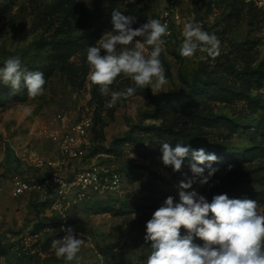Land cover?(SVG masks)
I'll return each instance as SVG.
<instances>
[{
	"label": "rangeland",
	"instance_id": "obj_1",
	"mask_svg": "<svg viewBox=\"0 0 264 264\" xmlns=\"http://www.w3.org/2000/svg\"><path fill=\"white\" fill-rule=\"evenodd\" d=\"M242 1L246 6L228 18L233 0H118L119 11L137 18L134 28L148 19L167 23L169 35L160 59L169 82L163 92L138 89L107 108L110 97L87 79L86 50L112 30L111 17L90 24L83 48L74 51L65 43L82 37L86 15L99 0H0V67L19 57L23 67L42 72L46 80L44 94L34 99L26 88L10 96V88L0 84V264H77L55 255L52 241L65 233L53 225L49 203L43 204L41 194L14 197L11 181L37 156L57 159L54 136L85 117L93 121L87 154L63 165L64 174L71 177L89 169L106 176L115 171L121 181L113 185L100 180L99 188L87 191L69 213L67 226L84 240L79 264H145L151 252L150 242L144 241L146 222L168 196L178 200L176 185L183 173L192 175L187 160L181 172L163 164L164 142L173 148L177 143L203 148L219 157L213 164L219 170L209 184L193 185L206 198L214 186L233 177L234 167L247 172L254 166L245 180L249 178L250 188L259 187L251 176H264V140L254 129L264 125V83L253 86L246 102L204 99V112L217 116L216 122L195 118L185 98V81L192 84L204 71L228 63L264 67V0ZM190 19L218 37V57L201 61L198 57L206 54L198 52L192 59L180 55L183 25ZM127 86L133 82L121 76L112 88ZM244 152H249L245 159ZM257 204L264 211V202Z\"/></svg>",
	"mask_w": 264,
	"mask_h": 264
},
{
	"label": "clouds",
	"instance_id": "obj_2",
	"mask_svg": "<svg viewBox=\"0 0 264 264\" xmlns=\"http://www.w3.org/2000/svg\"><path fill=\"white\" fill-rule=\"evenodd\" d=\"M136 22L135 16L114 9L112 30L86 50L87 79L99 87L102 96L110 97L107 108L132 97L138 89L150 87L154 95L163 92L169 82L160 59L164 37L169 35L167 23L148 19L134 28ZM182 36V57L196 58L199 52L206 54L198 57L203 61L220 55L218 37L203 30L194 19L184 23ZM121 76L130 79L133 86L113 90L112 85ZM0 84L10 88V96L26 88L28 97L34 99L44 94L46 80L42 72L28 70L19 57H13L0 67ZM160 150L165 166L181 172L187 160L192 175L183 173L184 178L176 185L178 200L168 196L146 222L144 241L150 242L151 252L145 264H264V211L260 205L247 198H229L227 194L214 195L209 202L193 187L209 184L219 170L213 167L219 157L180 143L173 148L164 142ZM232 167L228 165V170ZM60 231L65 234L51 245L56 257L79 264L78 253L84 240L72 226ZM197 239L202 244L196 243Z\"/></svg>",
	"mask_w": 264,
	"mask_h": 264
},
{
	"label": "trees",
	"instance_id": "obj_3",
	"mask_svg": "<svg viewBox=\"0 0 264 264\" xmlns=\"http://www.w3.org/2000/svg\"><path fill=\"white\" fill-rule=\"evenodd\" d=\"M220 4L226 3L227 0H217ZM118 0H99L97 5L90 10L86 15L87 25L83 30L82 37H73L66 41V45H69L71 49L77 51L85 46L86 36L88 35L89 26L95 23L96 20H101L105 18L107 20L112 16V11L114 9L119 10ZM231 8V13L228 18L238 15V12L242 7L246 6L242 0H233L229 5ZM249 14H252V8L249 9ZM241 46H235L236 52H241ZM202 77L200 74L194 76L193 83L189 84L185 81L187 85V90L185 91L186 107L187 110L197 119L208 120L211 122L218 121L217 116H212L209 113H205V100L211 99L213 101L223 102L226 104H233L235 102H243L249 100V92L254 85H261L264 83V67L260 65L256 69H253L250 65H237L236 64H224L219 67L213 68L212 71H204ZM152 129H161L160 127L153 126ZM261 132L262 140H264V125H259L254 128ZM163 130V128L161 129ZM260 157H264V147H261ZM249 152H244L242 158L248 157ZM263 153V154H262ZM230 163H232L230 161ZM240 162L238 164H241ZM254 166L247 172L245 168L242 170L240 168L234 167L232 170L233 177L228 179L225 184L220 185L218 183L210 191L207 196L209 202L214 195L227 194L229 198H248L256 202H264V176L254 177L251 176L253 180L259 182V187L257 189H252L249 186V178L245 180L246 175H250L253 172ZM176 183V182H175ZM178 184V183H177ZM45 204V203H43ZM53 223V222H52ZM51 224V222L49 223ZM57 226V224H53Z\"/></svg>",
	"mask_w": 264,
	"mask_h": 264
},
{
	"label": "built area",
	"instance_id": "obj_4",
	"mask_svg": "<svg viewBox=\"0 0 264 264\" xmlns=\"http://www.w3.org/2000/svg\"><path fill=\"white\" fill-rule=\"evenodd\" d=\"M92 126V119L85 117L76 122L72 129L55 135L59 148L57 159L37 156L27 170L12 177V195L41 194L44 203H49L50 217H54V223L60 229L67 226L69 213L80 205L85 193L99 188L100 180L111 181L113 185L121 181V175L115 171L106 176L89 169L79 170L71 177L64 174L63 165L86 156ZM73 189H76L74 196L71 193Z\"/></svg>",
	"mask_w": 264,
	"mask_h": 264
}]
</instances>
